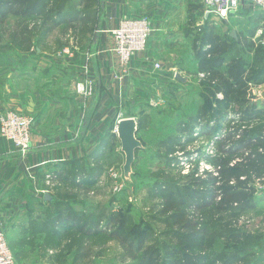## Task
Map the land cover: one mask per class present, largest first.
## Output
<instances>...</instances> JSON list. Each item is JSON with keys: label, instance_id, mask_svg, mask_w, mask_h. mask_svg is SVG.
<instances>
[{"label": "rangeland", "instance_id": "obj_1", "mask_svg": "<svg viewBox=\"0 0 264 264\" xmlns=\"http://www.w3.org/2000/svg\"><path fill=\"white\" fill-rule=\"evenodd\" d=\"M246 1L235 13L254 8ZM203 4L191 12L188 7L186 38L181 49L164 57L168 68L152 63L157 72L167 70L164 88L129 97L96 147L47 167L43 190L52 200L40 192L25 212L0 225L17 264H140L149 247L159 248L163 258L169 255L165 244H179L180 235L193 231L201 238L192 242L194 252L207 256L205 264H264V173H258L256 160L264 153L257 138L264 134V30L258 35L264 25L240 16L225 20ZM102 5V0H0V96L20 70L66 80L71 75L66 67H80L85 75L79 81L93 80ZM139 17L146 16L126 18ZM203 25L227 36L228 60L245 58L254 80L242 99H224L213 88L214 76L199 71L193 38ZM152 34L153 27L150 39ZM238 34L246 37L243 47ZM78 82L75 91L83 101L96 97V79L90 94L79 93ZM253 89L262 92L259 101ZM250 106L262 114L249 119L244 111ZM9 111L18 112H0L1 137V117ZM124 117L136 119L143 144L128 177L117 132ZM235 185L248 189L246 202L235 203L225 192ZM179 213L182 218L172 221ZM188 221L196 228H180Z\"/></svg>", "mask_w": 264, "mask_h": 264}, {"label": "crops", "instance_id": "obj_2", "mask_svg": "<svg viewBox=\"0 0 264 264\" xmlns=\"http://www.w3.org/2000/svg\"><path fill=\"white\" fill-rule=\"evenodd\" d=\"M102 1L103 15L94 38L97 55H92L91 60L95 72L90 76L96 79V99L85 102L75 91L76 83L85 75L80 67H66L64 70L71 74L66 80L34 78L29 71L20 70L0 96V112L14 109L28 115L33 122L30 150L24 155L17 152L13 142L0 135V225L25 212L32 196L47 193L43 190V180L52 162L81 157L96 147L129 97L164 88L163 73L171 64L164 57L182 48L180 42L186 38L184 16L189 4L201 0ZM241 11L242 15L237 11L238 15L233 16L264 24L260 10L252 7ZM135 16L148 17L153 34L147 49L123 64L115 50L113 30L122 19ZM155 60L164 63L166 72L153 69ZM83 61L82 56L79 63Z\"/></svg>", "mask_w": 264, "mask_h": 264}, {"label": "trees", "instance_id": "obj_3", "mask_svg": "<svg viewBox=\"0 0 264 264\" xmlns=\"http://www.w3.org/2000/svg\"><path fill=\"white\" fill-rule=\"evenodd\" d=\"M40 3L42 2H39V4ZM202 4L203 2L189 4V11L191 12L192 8L198 10L199 8L197 7H202ZM235 14L236 13H231L230 16ZM227 39V36L221 35L216 31L206 30L205 25H203L198 28L196 35L194 34L193 51L198 63L199 71L209 72L214 76L212 81L215 82V86L213 88L216 93H222L224 99H232L234 96L237 99H242V97L247 96V85L250 81L254 80V78L250 77L245 58L236 57L228 60L229 54L231 53V44ZM236 40H238L243 47V40H246V37L242 39V37L238 34ZM223 65L226 66V71L220 70ZM252 109L254 108H251L250 106V108H247L244 111V113L250 115L249 119L256 118L263 112L261 109ZM257 138L261 142L260 145L264 146V134H259ZM258 155L259 156L256 157V160L259 161L258 173L262 174L264 173V153ZM225 192L231 195L230 198L233 202L239 204L246 202L249 197L248 189H239L238 185L229 186ZM183 194L184 192H182V195ZM179 218H182L181 213L177 214L175 217L173 216L172 221L178 220ZM77 219V217H74V220ZM196 226L197 224L188 221L180 228H196ZM180 237L184 239L181 243L164 245L163 249L169 250V255L164 256L163 258L162 251L159 248L149 247L146 249L140 260V264L207 263L209 260L207 256H202V254H196L194 252L192 242L197 239H201L198 238L199 235H196L195 231L185 232L180 235Z\"/></svg>", "mask_w": 264, "mask_h": 264}, {"label": "built area", "instance_id": "obj_4", "mask_svg": "<svg viewBox=\"0 0 264 264\" xmlns=\"http://www.w3.org/2000/svg\"><path fill=\"white\" fill-rule=\"evenodd\" d=\"M242 0H202L207 12H216L219 17L228 20L233 10H237ZM254 8L264 12V0H249ZM264 25V24H263ZM264 27L258 29V35L262 34ZM152 33V27L146 17L124 18L120 25L113 30L116 42V52L123 64H127L132 55L147 47ZM160 67V63H156ZM93 80L90 78L79 81L77 89L79 93L90 94L93 89ZM254 87V86H253ZM252 87V88H253ZM254 90V89H253ZM258 99L262 92L253 91ZM1 133L12 141L21 154L30 150L32 120L18 112L9 111L1 117ZM0 264H17L15 256L8 244L6 233L0 227Z\"/></svg>", "mask_w": 264, "mask_h": 264}, {"label": "water", "instance_id": "obj_5", "mask_svg": "<svg viewBox=\"0 0 264 264\" xmlns=\"http://www.w3.org/2000/svg\"><path fill=\"white\" fill-rule=\"evenodd\" d=\"M235 13V10L232 11ZM234 36L236 32L232 33ZM177 78L184 80V78L177 74ZM138 129V123L134 117H124L118 121L117 132L121 139L122 150L126 155V162L124 165V174L128 177L132 171V164L135 160V152L138 148L142 147L143 144L136 136ZM45 200H52V196L49 193L45 194Z\"/></svg>", "mask_w": 264, "mask_h": 264}]
</instances>
